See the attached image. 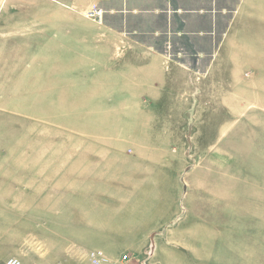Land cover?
<instances>
[{"label": "rangeland", "instance_id": "obj_1", "mask_svg": "<svg viewBox=\"0 0 264 264\" xmlns=\"http://www.w3.org/2000/svg\"><path fill=\"white\" fill-rule=\"evenodd\" d=\"M11 2L0 0V46L17 49L16 30L5 33L17 18L3 11ZM234 33L260 63L235 46L233 62L186 78L160 104L95 94L64 73L34 80L28 41L24 54L0 53L5 67L25 63L23 73L16 63L0 71V136L23 139L26 156L24 203L1 208L25 227L9 231L7 260L264 264V0L246 7ZM252 85L259 95L247 94Z\"/></svg>", "mask_w": 264, "mask_h": 264}, {"label": "crops", "instance_id": "obj_2", "mask_svg": "<svg viewBox=\"0 0 264 264\" xmlns=\"http://www.w3.org/2000/svg\"><path fill=\"white\" fill-rule=\"evenodd\" d=\"M253 1L12 0L15 6L3 11L16 14L15 24H8L15 28L7 27L5 33L13 36L15 32L22 42L17 49L0 46V53L24 54L28 41L34 80H51L64 73L69 85L73 77L87 79L85 87L95 89V94L128 95L130 104L137 99L135 94H143L150 96V101H144L160 104L165 95L184 89L186 78L216 75L217 62H233L235 46L238 58L250 54L255 64L260 63V50L249 51L234 41L238 36L234 26ZM93 6L103 13L99 27L82 17ZM120 44L131 48L122 56L114 54ZM245 62L246 67L254 65L251 60ZM12 63L24 72L23 60L9 61L7 67L0 63V71L10 72ZM248 87L256 88L248 90V95L260 94L257 85ZM25 158L23 139L0 136V179H9L6 184L0 180V264L7 260L9 244L14 242L9 231L18 229L23 235L25 229L23 217L14 220L1 213V208L14 207V197L16 205L19 199L24 203Z\"/></svg>", "mask_w": 264, "mask_h": 264}, {"label": "built area", "instance_id": "obj_3", "mask_svg": "<svg viewBox=\"0 0 264 264\" xmlns=\"http://www.w3.org/2000/svg\"><path fill=\"white\" fill-rule=\"evenodd\" d=\"M86 15V18L91 19L92 21L96 22L99 25H102L103 23V13L101 10H99L96 6L91 7L87 12L84 13ZM97 255H101L100 253H97ZM127 261V257H123V262L125 263ZM95 264H104L98 256H95V259L93 260ZM5 264H23L20 260L15 258H10L6 261ZM110 264H120L118 263H110Z\"/></svg>", "mask_w": 264, "mask_h": 264}]
</instances>
